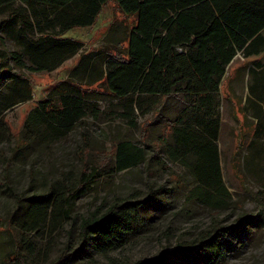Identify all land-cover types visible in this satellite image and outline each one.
Segmentation results:
<instances>
[{
	"label": "rangeland",
	"instance_id": "rangeland-1",
	"mask_svg": "<svg viewBox=\"0 0 264 264\" xmlns=\"http://www.w3.org/2000/svg\"><path fill=\"white\" fill-rule=\"evenodd\" d=\"M4 17L0 14V22ZM133 19L109 1L93 25L70 29L63 37L80 41V52L89 51L113 40L112 34L104 37L113 20L130 26ZM12 49L0 29V53ZM76 61L74 56L50 72H20L0 54V264H6L19 245L29 264H57L62 258L64 264H134L160 256L159 264H191L177 248L197 243L209 249L210 264H264V135L260 152L248 148L253 123L240 116L239 101L223 98L219 107L217 144L227 193L210 206L188 196L195 185L189 168L169 160L164 148L154 151L161 130L182 109L178 101L168 100L156 123L152 108L132 109V124L123 115L124 101L93 93L89 104L96 111H88L64 135H55L40 123L26 130L28 113L53 86L64 84ZM13 72L29 79L32 99L4 109L10 90L23 81ZM221 89L223 93L224 82ZM119 141L142 148L143 160L89 183L66 217L65 198L78 187L81 170L93 157L89 153L109 154ZM46 195L56 200L52 206L41 199ZM124 201L145 203L142 221L119 247L100 252L82 237L81 225ZM217 228L229 232L218 241L212 237Z\"/></svg>",
	"mask_w": 264,
	"mask_h": 264
},
{
	"label": "trees",
	"instance_id": "trees-1",
	"mask_svg": "<svg viewBox=\"0 0 264 264\" xmlns=\"http://www.w3.org/2000/svg\"><path fill=\"white\" fill-rule=\"evenodd\" d=\"M109 1L123 15L133 16V22L127 26L113 20L104 35L113 40L80 52L82 43L63 34L93 25ZM0 14L5 16L0 29L14 45L8 54H0L20 72H50L77 56L64 84L53 86L48 97L28 113L26 130L40 123L51 133L64 135L88 111H96L89 104L93 93L124 101L123 115L132 124V109L142 112L152 108V122L156 123L163 117L167 101L175 100L182 109L161 130L160 145L154 151L161 153L164 148L169 160L191 170L195 185L189 191L190 198L214 206L227 193L217 144L222 77L238 51L245 58L264 51L260 32L264 29V0H0ZM254 64L261 65L259 61ZM11 74L23 81H17V87L10 90L4 109L32 99L29 79L22 73ZM263 81L264 71H255V86ZM253 88L250 94L264 102V86L260 93ZM254 118L248 148L260 152L262 110L255 112ZM89 154L93 157L85 162L78 187L65 198L66 217L72 201L89 183L143 160L142 148L128 141L115 143L109 154ZM41 199L51 206L56 201L50 200V195ZM145 206L132 201L115 204L102 215L85 219L81 235L100 252L113 250L140 225ZM225 233H229L227 228H217L212 237L218 241ZM20 247L7 257L6 264H29ZM177 250L191 264H200L199 260L212 263V254L201 244L179 246ZM162 260L160 256L134 264H159ZM60 263L65 260L59 259Z\"/></svg>",
	"mask_w": 264,
	"mask_h": 264
},
{
	"label": "crops",
	"instance_id": "crops-1",
	"mask_svg": "<svg viewBox=\"0 0 264 264\" xmlns=\"http://www.w3.org/2000/svg\"><path fill=\"white\" fill-rule=\"evenodd\" d=\"M260 32L264 36V29H262ZM249 42L250 40L247 41V43ZM255 61H259L261 65L256 66L254 64ZM251 70H253V73L251 72ZM255 71H264V51L259 55L249 56L247 58L243 57L242 54L238 51L233 57V59L226 66L224 75L222 77V82H224L223 93L222 89L220 88V107L222 105L223 98H226V100H232L233 98V100L236 99V101H239L238 109L240 110V116L242 115L243 119H250L253 123L252 134L254 132L256 124V118H254V113L259 112V110H262V116L264 120V102L259 101L256 97L250 94V87H254L253 91L260 93L262 91V87L264 86V81L263 83H260L258 87L255 86ZM221 125L222 119L220 117L219 133L221 130Z\"/></svg>",
	"mask_w": 264,
	"mask_h": 264
}]
</instances>
